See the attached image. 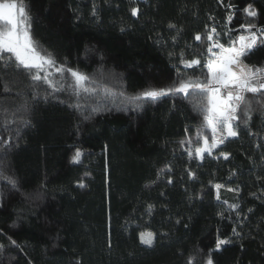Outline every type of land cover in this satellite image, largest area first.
<instances>
[{"label": "trees", "instance_id": "1", "mask_svg": "<svg viewBox=\"0 0 264 264\" xmlns=\"http://www.w3.org/2000/svg\"><path fill=\"white\" fill-rule=\"evenodd\" d=\"M16 2L55 65L34 81L0 58V264H264V98L245 93L239 135L200 161L183 149L200 128L193 99L128 94L203 71L213 27L226 47L249 37L242 25L264 29V0ZM246 52L264 68V37ZM68 68L96 91H74ZM218 239L229 243L216 250Z\"/></svg>", "mask_w": 264, "mask_h": 264}, {"label": "snow or ice", "instance_id": "2", "mask_svg": "<svg viewBox=\"0 0 264 264\" xmlns=\"http://www.w3.org/2000/svg\"><path fill=\"white\" fill-rule=\"evenodd\" d=\"M222 2L223 0H221ZM244 11L248 17L254 18L257 16V12L251 5ZM96 14L94 9L92 15L96 16ZM131 15L133 17L138 15L136 7L131 9ZM229 22H231V17H229ZM30 23V16L23 4H18L16 0L0 2V58L4 59L6 67L27 70L31 74L32 80L39 81L42 77L32 70L42 71L44 65L54 66L55 61L51 56L38 54L35 42L28 30ZM169 27L174 28L175 25L170 24ZM242 27L249 33V37H240L238 49L234 46L225 47L219 40L214 39L217 30L214 27L211 28L210 33L207 35V40L212 43L207 48L208 53L211 55L207 59L208 77L205 80L199 78L179 79L167 87L149 88L138 95L129 97V100L134 102L141 100L156 101L163 96L176 94L192 97L194 110L203 114V126L210 129L212 133L213 142L210 145L207 136H203L202 133L197 134V139L203 138L204 146L196 148V154L201 159H203V153L207 152L211 155V150L223 144L228 137L235 138L238 136L237 126L234 123L238 119L237 113L244 111L247 115L250 111V102L245 93H252L254 97L264 98V68L253 70L241 60L242 56L248 54L246 50H251L256 45L258 37H264V29H257L255 23H248L242 25ZM253 29H256V31H253ZM195 40L200 41L201 36L197 34ZM214 48L220 49V52H213ZM4 53H10L11 56L4 58ZM181 63L185 68H192L199 65L201 60L198 58L191 60L181 58ZM63 71H65L63 67L57 68V72L62 73ZM67 71L73 78L72 87L74 91L78 89L84 92L96 91L85 87V84L91 80L88 75L71 68H68ZM43 79L46 80L47 77H43ZM4 90L7 92L8 88ZM218 133L219 140H217ZM188 143H191V141H188ZM222 154L224 159H228V154ZM81 155L82 153L78 150L75 153L73 162L78 163ZM189 175L191 176L192 173ZM3 178L7 179L12 185L16 183L11 177ZM169 183H171V180H169ZM80 186L83 187L84 185L81 184ZM215 187L220 189L221 185L217 184ZM228 190L234 191L231 188ZM217 199L219 200L218 195ZM231 207L236 208L238 206L232 205ZM140 242L151 247L153 245L152 234L149 233L147 239L144 234H141ZM227 243H229L228 240L218 239L216 250H220L221 246ZM13 244H15L14 241ZM2 248L3 245H0V249ZM189 264H192L191 260H189ZM206 264H213L210 256L207 258Z\"/></svg>", "mask_w": 264, "mask_h": 264}, {"label": "rangeland", "instance_id": "3", "mask_svg": "<svg viewBox=\"0 0 264 264\" xmlns=\"http://www.w3.org/2000/svg\"><path fill=\"white\" fill-rule=\"evenodd\" d=\"M18 4H21V3H19V2H17ZM249 18H252V17H249ZM29 30V29H28ZM247 42V41H246ZM231 46H234V47H236L237 49L239 48V46H240V40H238L236 43H233ZM226 47V46H225ZM229 47V46H228ZM37 50V49H36ZM37 52H38V54H40V55H42L38 50H37ZM213 52H216V53H218V52H220V49H218V48H214L213 49ZM211 55V54H210ZM47 65H44V67H46ZM181 66L183 67V68H185L184 67V65L181 63ZM199 65H196V66H193L192 68H194V67H198ZM185 69H191V68H185ZM199 78V79H206L207 77H208V68H207V62H206V64H205V66H204V70L202 71H200L199 73H197V74H195V76H190L189 78ZM174 82H177V81H160V82H156L151 88H161V87H167V86H169V85H172ZM146 89H149L148 87H145V86H141L140 88H138V89H135V90H132V91H130L128 94H130V95H138L139 93H141V92H143L144 90H146ZM182 99H193L192 97H184L182 94H178ZM113 100H115V97H113ZM126 105H129V103H126ZM199 122H200V128H199V130H198V132H197V134L198 133H202V135L203 136H207V138H208V142H209V145L213 142L212 141V133H211V131H210V129H207L206 127H204L203 125H204V120H203V114L201 113V112H199ZM237 126V125H236ZM237 131H238V135H239V133H240V130H239V128H238V126H237ZM217 140H219V133L217 134ZM188 141H191V143H188ZM196 141H198V143H199V146H193V143L194 142H196ZM204 145H203V138H200V139H197V135L195 136V138L194 139H186L185 141H184V143H183V149L185 150V151H187L188 153H191V155L190 156H193V155H195L198 159H199V157H198V155L196 154V148L197 147H203ZM220 146V145H219ZM218 148V147H217ZM217 148H215V149H212L211 150V155H209L208 153L207 154H204V156H203V159L205 158V156H209V157H214L215 155H214V152H215V150L217 149ZM203 159H199L200 161H203ZM165 171H168V170H163V172H165ZM145 236V238L147 239L148 238V234L147 235H144Z\"/></svg>", "mask_w": 264, "mask_h": 264}]
</instances>
